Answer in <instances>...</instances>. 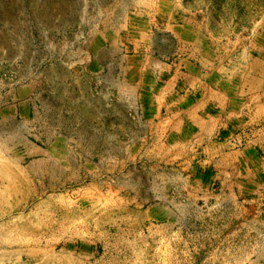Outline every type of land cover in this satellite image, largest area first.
Wrapping results in <instances>:
<instances>
[{
  "label": "rangeland",
  "instance_id": "1",
  "mask_svg": "<svg viewBox=\"0 0 264 264\" xmlns=\"http://www.w3.org/2000/svg\"><path fill=\"white\" fill-rule=\"evenodd\" d=\"M140 24L264 56V0H0V264H264L263 175L254 209L193 204L100 132L101 75Z\"/></svg>",
  "mask_w": 264,
  "mask_h": 264
},
{
  "label": "crops",
  "instance_id": "2",
  "mask_svg": "<svg viewBox=\"0 0 264 264\" xmlns=\"http://www.w3.org/2000/svg\"><path fill=\"white\" fill-rule=\"evenodd\" d=\"M182 29L130 30L129 55L117 68L108 62L92 115L108 141H130L135 155L169 166L193 204L254 209L264 176V56Z\"/></svg>",
  "mask_w": 264,
  "mask_h": 264
},
{
  "label": "bare ground",
  "instance_id": "3",
  "mask_svg": "<svg viewBox=\"0 0 264 264\" xmlns=\"http://www.w3.org/2000/svg\"><path fill=\"white\" fill-rule=\"evenodd\" d=\"M52 169V168H51Z\"/></svg>",
  "mask_w": 264,
  "mask_h": 264
}]
</instances>
